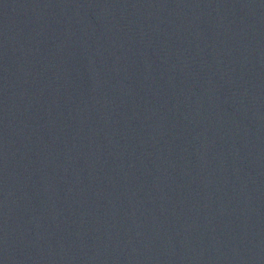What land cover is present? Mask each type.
<instances>
[{"label": "water", "instance_id": "obj_1", "mask_svg": "<svg viewBox=\"0 0 264 264\" xmlns=\"http://www.w3.org/2000/svg\"><path fill=\"white\" fill-rule=\"evenodd\" d=\"M0 264H264V0H0Z\"/></svg>", "mask_w": 264, "mask_h": 264}]
</instances>
